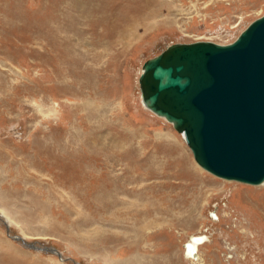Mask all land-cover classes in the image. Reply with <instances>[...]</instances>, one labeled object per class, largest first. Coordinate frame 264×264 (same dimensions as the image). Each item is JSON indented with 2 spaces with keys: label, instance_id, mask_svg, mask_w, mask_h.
Returning a JSON list of instances; mask_svg holds the SVG:
<instances>
[{
  "label": "rangeland",
  "instance_id": "obj_1",
  "mask_svg": "<svg viewBox=\"0 0 264 264\" xmlns=\"http://www.w3.org/2000/svg\"><path fill=\"white\" fill-rule=\"evenodd\" d=\"M73 1L0 0V264H264V184L200 168L182 135L143 107L137 83L141 64L171 43L231 42L264 13V0H97L99 12L89 6L85 18ZM101 52L106 113L87 124L82 104L100 101L85 97L83 83L86 76L95 83L92 58ZM71 135L74 149L86 140L91 146L90 173L74 190L67 181L83 160L80 149L74 158L65 154ZM131 172L141 183L123 184ZM107 174L124 176L109 197L90 181L104 175L110 185ZM172 186L175 206L186 201L175 211L185 222L165 217L154 226L152 212L153 225L136 233L142 225L128 213L130 203L151 210L164 197L158 189ZM132 187L139 198L127 195ZM101 196L125 204L108 211ZM110 211L123 223L108 224L102 216ZM192 236H205L197 261L185 254Z\"/></svg>",
  "mask_w": 264,
  "mask_h": 264
},
{
  "label": "water",
  "instance_id": "obj_2",
  "mask_svg": "<svg viewBox=\"0 0 264 264\" xmlns=\"http://www.w3.org/2000/svg\"><path fill=\"white\" fill-rule=\"evenodd\" d=\"M137 83L141 104L182 134L198 166L226 180L264 182V13L228 43L165 46L141 64Z\"/></svg>",
  "mask_w": 264,
  "mask_h": 264
},
{
  "label": "bare ground",
  "instance_id": "obj_3",
  "mask_svg": "<svg viewBox=\"0 0 264 264\" xmlns=\"http://www.w3.org/2000/svg\"><path fill=\"white\" fill-rule=\"evenodd\" d=\"M99 1V0H98ZM72 5H73V7H74V10H75V12L77 13V16H84V18H85V16H87L88 15V7L90 6V7H92V8H94L95 9V11L97 10V12H99V4H98V2H97V0H88V3H84V1L83 0H74L73 2H72ZM87 5V6H86ZM88 17V16H87ZM86 17V18H87ZM75 20V19H74ZM80 22V21H79ZM76 40V39H75ZM77 41V40H76ZM80 42V41H79ZM75 45H76V43H75ZM78 45V44H77ZM72 49H71V51H75L74 50V48H73V46H71V45H69ZM69 46H67L66 45V47H69ZM69 47V48H70ZM67 51V50H66ZM68 54V53H67ZM72 54V53H71ZM92 54H94V53H92ZM97 56H93V58H92V60H94V61H96L97 62V65H98V67L97 68H95V69H92L91 71L92 72H97V73H95V83H92V82H90L89 83V80H88V78L89 77H87L86 76V80H85V82L83 83L85 86H84V88H86V89H84L83 87V92H84V95H85V97L86 98H88V95H92V96H95V97H97L99 100L98 101H100L99 102V104L97 103L96 104V106L95 107H93L91 104H92V102L90 101V100H86L83 104H82V109L83 110H85L86 111V115H85V120H86V122H87V124H89V121H90V123H91V120H92V118L94 119V118H102L104 115H105V113H106V105L104 104V100H105V90H104V82H105V78H106V73H105V68L104 67H102V66H100L101 64H102V60H101V56H102V52L100 53V54H96ZM70 61V60H69ZM72 61H70V63H71ZM104 62V61H103ZM105 63V62H104ZM83 67V66H82ZM85 68V67H84ZM87 68V67H86ZM85 68V69H86ZM89 71V70H88ZM86 74H88V73H85V75ZM94 75V74H93ZM89 76V75H88ZM91 77V76H90ZM84 78V77H83ZM93 78H94V76H93ZM5 80V79H4ZM91 80H92V78H91ZM7 84V83H6ZM102 84V85H101ZM91 96V97H92ZM106 106V107H105ZM144 107V106H143ZM147 109V108H146ZM105 118V117H104ZM101 120V119H100ZM96 121V120H95ZM97 122H99V121H97ZM99 124V123H98ZM102 124V123H101ZM102 126V125H101ZM101 126L99 127V129H101ZM89 127V130H90V128H91V126H88ZM88 127H87V129H88ZM76 128V127H75ZM92 129L93 128H91V131H92ZM98 129V130H99ZM94 130V129H93ZM73 131V130H72ZM90 133V132H89ZM93 133V132H92ZM91 133V134H92ZM98 133V132H97ZM179 133V132H178ZM96 134V133H95ZM179 134H181V133H179ZM77 135V134H76ZM83 135V134H82ZM182 135V134H181ZM72 137H71V140H69L68 142L66 141V143L69 145V147H68V145H67V148L64 146V148L61 146V145H59L60 143H58L56 146H58V149L60 148V146L63 148V149H65L66 150V156H68L69 158H74V156L76 155H73L74 154V151L73 150H76L75 152H77L78 150L77 149H80L79 151L81 152V154L80 155H78L80 158H78L79 160H83L82 161V163H79L78 165H76V169L75 168H71L72 169V180H70V181H67L68 183H70V187L71 188H73V186H74V184H79V186H81V188H82V184L81 183H83L85 180H84V178H85V176H86V174H88V173H90V171H89V168H90V166H91V162H90V160L88 159V157H89V154L88 153H90L89 151H91L90 149H91V146H90V144L88 143V141L86 140L85 142H83V143H80L79 145H78V147H77V149H74V147L75 146H77L74 142H73V139H74V136L73 135H71ZM183 137V136H182ZM89 138V137H88ZM87 137H86V139H88ZM75 140V139H74ZM88 140H90V139H88ZM80 142V141H79ZM92 142V141H91ZM101 145V147L103 148V147H105L104 146V144H100ZM188 147V146H187ZM102 148L100 149V150H102ZM103 149H106V148H103ZM60 151H62V150H60ZM65 157V156H64ZM90 158V157H89ZM65 160H67V159H63V161H65ZM195 161V160H194ZM69 162H72V161H69ZM196 163V162H195ZM71 164V163H70ZM197 164V163H196ZM69 165V164H68ZM198 165V164H197ZM64 167V166H63ZM200 167V166H199ZM69 168H70V166H69ZM85 168V169H84ZM201 168V167H200ZM87 169H88V171H87ZM111 169V168H110ZM137 170V169H136ZM93 171V170H92ZM129 171V170H128ZM206 171V170H205ZM109 172V171H108ZM185 173V172H184ZM106 174V173H105ZM181 174V173H180ZM211 174V173H210ZM93 175V174H92ZM158 175V174H157ZM187 175V174H186ZM96 176V175H95ZM104 176V175H103ZM103 176H96V177H94L92 180H90V181H94V185H93V187L94 188H96L99 192H104V189H105V192H106V195L108 196V194H109V190H111V188L112 187H114V188H118V185H117V183H119V179H121V177H124L123 175L120 177V175H109L108 176V174H107V177H108V179L109 180H111V184L109 185L108 184V181H107V178H106V176L105 177H103ZM173 176V175H172ZM185 176V175H184ZM217 177V176H216ZM87 178H89V177H87ZM147 178V177H146ZM220 178V177H219ZM139 180H143V179H141L140 178V174L139 175H137V173L136 172H131L130 173V176H128L126 179H125V181L123 182V184L124 183H129V184H137L138 182H140ZM115 182H117V183H115ZM141 183V182H140ZM123 184H121L122 185V187H123ZM262 184H264V182H262ZM19 185H20V183H19ZM55 185V184H54ZM57 185V184H56ZM92 185V184H91ZM138 185V184H137ZM85 186V185H84ZM112 186V187H111ZM109 187V188H108ZM128 187V186H127ZM137 187H139V186H137ZM87 189H88V192L89 193H91L92 191H94V189H91V186H90V182H89V185H87V187H86ZM125 188V187H124ZM109 189V190H108ZM121 189V188H120ZM128 189V191H127V195L128 196H130L131 197V195L135 198H139V195H140V193H138V192H136L137 190H136V187H132V188H127ZM137 189H139V188H137ZM163 189H167V188H159L158 190H159V193H162V194H164V197L163 198H161V199H158V200H162V202L161 203H159L158 205H155V203H154V201L155 202H158V200L157 199H154V201H153V204L154 205H152V209L151 208H149V209H151V210H148L147 209V207H145L146 209H135V207L133 206V203L131 202L130 204H131V210L128 212L129 214H132V213H134V215L132 216V215H130L131 217H132V219H134L137 223H140L142 226L140 227V228H138L137 229V231H136V233H138L139 235H141V234H143L144 233V231L146 230V225H153L154 224V226H156V225H162V223H165V221L167 220L165 217H169V218H171V219H177V220H174L173 221V223H182L183 224V222H185L184 221V219H183V217L181 216V214L179 213V212H175V211H178L180 208H181V206L182 205H184L185 203H186V201H185V199H184V201H182L183 203H180L178 206H175V202H174V200L172 199V198H169V197H172L171 195L172 194H176L175 192H176V190H177V187H174V186H172L171 188H170V191H163ZM73 190H74V188H73ZM92 190V191H91ZM115 190V189H114ZM113 190V191H114ZM118 190V189H117ZM141 188H140V192H141ZM158 190H157V192H158ZM187 190H189V189H187ZM71 191V190H70ZM120 191V190H119ZM118 191V192H119ZM155 191V190H154ZM190 191V190H189ZM117 192V193H118ZM126 192V191H125ZM73 193V192H72ZM143 193V192H142ZM103 194V193H102ZM146 194V193H145ZM167 194V195H166ZM177 194H179V193H177ZM176 194V195H177ZM104 195V194H103ZM114 195V194H113ZM160 195V194H159ZM71 196V195H70ZM105 196V195H104ZM104 196H101L100 198L99 197H97L98 199H99V201H104L105 203V206H106V208H107V210L109 211V210H113L114 208H115V210H116V208L118 207L119 208V206L120 205H122V204H125V202L122 200L121 202L118 200L116 203H114L113 202V200H111V199H108L107 198V196H106V198L104 197ZM112 195H110V197H111ZM150 196V195H149ZM153 196H155V195H153ZM169 196V197H168ZM109 197V196H108ZM162 197V196H161ZM115 198V197H114ZM119 198V197H118ZM149 199V198H148ZM199 199H200V194H197L194 198H192V202H190L189 203V207H191L188 211L191 213V214H193L194 212H195V206H191V205H196V203L199 201ZM72 200V199H71ZM180 200V199H179ZM101 201V202H102ZM159 201V202H160ZM178 201V200H177ZM75 202V201H74ZM111 202L112 203H114V204H111ZM152 202V201H151ZM107 203H110L111 205H108ZM75 204V203H74ZM104 204H103V206H104ZM157 204V203H156ZM178 204V203H177ZM72 206V205H71ZM110 207H112L113 209H111ZM121 207V206H120ZM130 207V206H129ZM110 208V209H109ZM126 208V207H125ZM120 209V208H119ZM127 209V208H126ZM114 210V211H115ZM122 210V209H121ZM119 211V210H118ZM123 211V210H122ZM69 212V211H68ZM152 212H155V218H154V221H153V224L152 223H150V224H148L150 221H148L147 222V219H150V217H151V213ZM109 213H112V214H109V215H106V216H102V218H106V221H107V223L108 224H110V225H116V224H122L123 223V218L121 217V215H119V214H116V213H113V212H109ZM122 213V212H121ZM115 215H117V216H115ZM154 215V214H153ZM125 217V216H124ZM153 217V216H152ZM93 219L91 220V219H88L87 221H86V224L87 223H89V224H95V221L98 219V216L97 217H92ZM129 218V217H128ZM8 218H6V220H7ZM123 219V220H122ZM126 220V219H125ZM68 221V220H67ZM9 222H10V224L12 223L10 220H8V224H7V226H9ZM155 222V223H154ZM168 223H169V221H168ZM84 224V223H83ZM145 225V226H144ZM156 229V228H155ZM98 230V229H97ZM7 231H8V229H7ZM131 233V232H130ZM95 234V233H94ZM24 235V234H23ZM134 236V235H133ZM12 237V236H11ZM204 237L205 236H192V237H190L189 238V241L184 245V248H185V254H186V257L187 258H189V259H192L193 261H197V252H198V248H199V246H201V244H203V242H204ZM28 247V246H27ZM54 253V252H53ZM55 253H57L56 252V250H55ZM6 255V254H5ZM4 255V256H5ZM126 260V259H125Z\"/></svg>",
  "mask_w": 264,
  "mask_h": 264
}]
</instances>
